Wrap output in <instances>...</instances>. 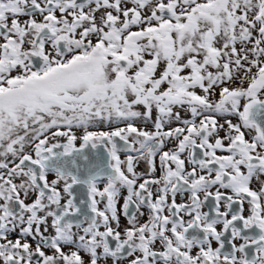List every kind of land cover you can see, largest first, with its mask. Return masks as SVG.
I'll list each match as a JSON object with an SVG mask.
<instances>
[{
	"label": "snow or ice",
	"instance_id": "1",
	"mask_svg": "<svg viewBox=\"0 0 264 264\" xmlns=\"http://www.w3.org/2000/svg\"><path fill=\"white\" fill-rule=\"evenodd\" d=\"M0 264H264V0H0Z\"/></svg>",
	"mask_w": 264,
	"mask_h": 264
}]
</instances>
